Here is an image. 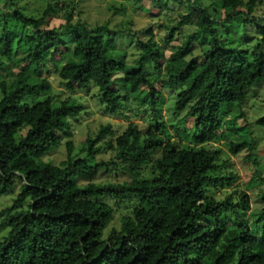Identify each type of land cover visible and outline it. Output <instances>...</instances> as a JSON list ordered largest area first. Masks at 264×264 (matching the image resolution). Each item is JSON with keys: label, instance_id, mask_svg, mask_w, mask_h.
Here are the masks:
<instances>
[{"label": "trees", "instance_id": "1", "mask_svg": "<svg viewBox=\"0 0 264 264\" xmlns=\"http://www.w3.org/2000/svg\"><path fill=\"white\" fill-rule=\"evenodd\" d=\"M208 1H186L187 13L164 36L169 58L150 28L129 29L134 63L117 44L122 30L107 24H73L68 15L64 27L44 28L49 2L40 17L11 12L31 28L29 35L0 20V69L23 53L22 67L0 79V196L18 187L0 210L7 229L0 264H264V191L257 207L247 191L259 184V173L217 198L214 188L228 189L237 178L224 171L226 161L213 147L248 127L238 122L246 120L247 89L264 78V1ZM260 5L263 17L255 15ZM237 19L241 30L233 25ZM184 25L196 29L176 42ZM50 73L70 95L56 106L50 96L29 104L30 96L50 89ZM75 90L92 92L110 115L143 112L144 126L129 122L115 134L110 124L101 125L79 152L68 140L64 161L44 160L72 134L71 120L83 107ZM166 90H177L167 116ZM256 123L264 126V117ZM103 146L112 157L97 161ZM250 146L230 143V150ZM100 171L126 177L81 182ZM106 197L118 203L135 197L130 214L108 232L115 208Z\"/></svg>", "mask_w": 264, "mask_h": 264}, {"label": "rangeland", "instance_id": "2", "mask_svg": "<svg viewBox=\"0 0 264 264\" xmlns=\"http://www.w3.org/2000/svg\"><path fill=\"white\" fill-rule=\"evenodd\" d=\"M186 1L188 0H165V2L162 3L160 0H144L142 3H137L135 0H0V20L4 17L7 18L8 24L14 28L15 33L29 35L31 33V28H23L19 23L15 22L11 17V12L15 9H20L27 15L40 17L43 12L46 11L49 2L52 10L50 13L46 14V16H43L42 19V25L46 29L64 27L66 16L71 15V22L73 24L77 22L86 23L88 26H101L107 24L111 30H122L123 35L120 36L117 44L124 48L127 47L129 41L132 39L127 34L129 29H143L145 31L150 28L153 40L161 44L164 57L169 58L172 51L170 45L164 42V36L180 19L181 15L187 13ZM242 1L246 2L247 0ZM202 4L208 5L209 1L203 0ZM261 9V5L257 7L255 12L256 16L263 17L261 15ZM221 18H224V14H221ZM191 19L194 20L195 17ZM240 23V19L233 22L237 30H241ZM195 29L194 25H184L181 27V33L176 32L174 39L177 40L176 42H180L181 38H185L188 34L194 32ZM63 35L67 40L69 39V33H63ZM236 38H238V34ZM253 42L254 41L249 42L248 45L250 48ZM194 46L197 47L196 54L201 60L202 50L200 47V50L198 49L196 43H194ZM206 47L207 45L202 46V49L204 50ZM136 52L134 45L127 47L128 56L126 60L128 63L135 62ZM22 56L23 53L18 52L12 63H8L3 70L0 69V79L9 72L11 68L22 67V63L18 61ZM57 57L58 56H55V58ZM46 76L50 82V89L44 92L39 91L35 95L30 96L27 99L29 104L41 100L46 96H50L53 104L56 106L62 99L70 95L55 74L50 73ZM89 89L96 90L94 86H90ZM176 92L177 90H166L164 92L165 97L168 98L164 108L165 111H167H164L166 113L165 116L171 114L169 109L174 106L175 101L174 96L171 95H176ZM91 95L92 92L83 90H75L74 93H72V96L83 106L76 119L71 120L72 134L69 138L62 137L59 145L43 157L44 160H48L56 165L64 161L67 157L66 142L68 140L72 142L73 151L75 153L79 152L83 141L87 137H94L101 125L110 124L115 134H119L123 131L129 122L138 124L140 127L144 126V122L141 120L144 114L143 112H140L137 116H133L132 113H127L128 118L110 115L99 104L98 99L93 98ZM244 110L246 113V120H240L238 124L239 126L248 124V127L237 133H227L226 139L228 141L226 142L218 140L213 143V147H216L220 151V160L226 161L224 171L226 173L231 172L236 176V185H232L228 189L220 187L214 188V190L216 191L217 198L222 199L225 193H229L234 189H240V187L244 188L245 185H247L246 183L250 180L251 175H254L257 171L259 175L256 177V181L259 184L247 190L252 205L257 207L261 203V193L264 191V183H260L261 177H264V126L256 123L257 119L264 117V78L247 89V100ZM224 130L225 129L222 128L220 133ZM230 143L234 145L250 143L251 146L234 154L230 150ZM111 157L112 152L106 150L103 146L101 152L97 154L96 160H107ZM125 177L126 176L120 171H100L94 176L82 179L81 182L85 183L88 180L95 182L123 180ZM17 192L18 187L16 186L10 193L0 196V210L11 205ZM105 199L115 208L114 216L105 231L108 232L111 227L119 228L121 217L130 214L131 205L135 201V197H130L120 203L109 197ZM6 233L7 229L0 226V239Z\"/></svg>", "mask_w": 264, "mask_h": 264}]
</instances>
